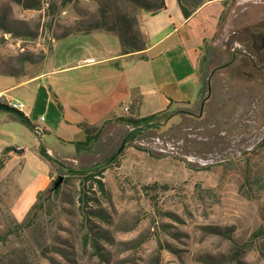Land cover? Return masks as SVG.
I'll return each instance as SVG.
<instances>
[{
    "label": "rangeland",
    "instance_id": "374dc122",
    "mask_svg": "<svg viewBox=\"0 0 264 264\" xmlns=\"http://www.w3.org/2000/svg\"><path fill=\"white\" fill-rule=\"evenodd\" d=\"M31 1L41 9L0 0V24L17 32L22 22L34 36L25 40L0 29V74L20 70L19 54L30 53L37 63L24 65L28 80L41 71L54 38L93 26L101 12L137 18L142 11L121 0ZM207 1L182 0L189 8ZM42 83L3 94L25 111L31 107L28 121L41 136L17 113L0 111V264H264L263 143L249 150L237 143L239 153L200 163L219 153L189 154L181 143L182 154L196 157L187 160L128 142L113 159L98 161L104 167L89 178L79 173L94 172L88 157H64L73 145L58 138L73 135L61 125L54 99L47 101L48 89L34 100L28 92ZM9 87L0 77V89ZM191 129L185 133L197 141ZM40 145L52 161L39 154ZM50 188L53 194L44 196ZM40 194L41 209L20 227Z\"/></svg>",
    "mask_w": 264,
    "mask_h": 264
},
{
    "label": "crops",
    "instance_id": "0c3cea01",
    "mask_svg": "<svg viewBox=\"0 0 264 264\" xmlns=\"http://www.w3.org/2000/svg\"><path fill=\"white\" fill-rule=\"evenodd\" d=\"M231 1L209 0L188 18L177 0H164L155 14L140 11L145 47L130 54L102 30L55 41L41 71L28 80L0 74L10 84L0 89V103L12 101L3 94L18 86L43 82L28 92L34 100L39 89H48L47 101L54 99L61 125L73 135L58 138L73 145L64 147L74 150L64 157L84 154L88 166L116 152L133 127L128 119L158 113L166 120L136 137L164 134L189 154L231 156L249 137V121L264 122V46L252 39L264 32V0H234L228 7ZM30 114L31 107L24 109L27 120ZM189 129L197 141L188 138Z\"/></svg>",
    "mask_w": 264,
    "mask_h": 264
},
{
    "label": "trees",
    "instance_id": "16d2710c",
    "mask_svg": "<svg viewBox=\"0 0 264 264\" xmlns=\"http://www.w3.org/2000/svg\"><path fill=\"white\" fill-rule=\"evenodd\" d=\"M12 1L15 4L21 6L23 9H33V10H40L41 9L39 4H35L31 0H12ZM121 1L130 2L139 10H142V11H144L146 13H150V14H155V13H157V12H159L165 8L164 0H154V1L153 0H121ZM177 3H178L179 9H180L184 18H188L198 7H200L203 4L200 2H195L189 8V7L185 6V4L182 2V0H177ZM100 14H101L100 20L95 22V24L93 26H90V27L83 29V30L65 32L62 35L54 38L53 43L55 41L65 39V38H67L71 35H74V34H79V33L87 34V33H90L92 31L102 30V31L113 33L114 35L117 36V38L120 42V45H121L122 54H124V55L144 49V47H145V42L143 39L144 37L139 30L138 20L136 17L132 18V17H128L125 15H120V16L117 15V16H114V18H109V17H107L106 13L101 12ZM2 25L4 26V24H0V29L3 30L4 33H9L14 37H19V38H22L25 40H29L31 38H34V36L32 34H30L28 29L24 26V23H22V22L19 24V31H17V32H13V30H11L9 28H4ZM50 50H51V48H50ZM43 57H41V60L44 59ZM36 63H37V61L34 60L32 54L21 53L18 56V64L21 67L20 70L15 71L13 69V71H10L7 73L2 72L1 75L21 76V75H23V68H24L25 64L26 65L27 64L28 65H34ZM1 110L13 111V112L17 113L19 115L20 122L22 124H24L25 126H27L30 130L34 131L33 126L29 123V121L23 115V113L15 111L13 109H10L6 106V104L0 103V111ZM166 118H167V115H165L163 113H158V114H155V115H152L149 117H145V118H141V119H136V120L135 119H128L127 121H129L133 126V131L130 133H127V135L125 136V138H127L125 145L128 142H130L131 139H133L134 137L141 134L143 131H145L149 128L159 127L160 122L162 120L163 121L166 120ZM91 138L92 137H89V135H88L86 140L88 141ZM122 142H123V140L121 141V143ZM121 143H120V145H121ZM262 143L264 144V140ZM83 144L85 145L86 143L84 142ZM9 149L10 148H5V150H9ZM39 152H40L39 154L44 159L52 161V159L46 154L45 150L42 149L41 145L39 147ZM113 157H115V154L113 155ZM113 157H111L110 159H113ZM104 165L105 164H95L94 165L95 166L94 172L91 170H86V171L79 172V173H87L88 177L92 178V175H94V174L98 175L97 173H99L98 171H95V169L103 168ZM43 194L46 197L52 195L53 194L52 189L51 188L48 189ZM41 195L42 194H40L37 197L35 204L32 205V207L30 208V210L27 214V218L25 219V221L22 224L19 225L20 227H28V225L31 223V218H33V216L41 209V203H40V196ZM240 252H242V250ZM234 253H235V251H233V257L234 256L237 257V253H235V254ZM239 255L240 254H238V257H239ZM236 259L237 258H235V261H237V263H239V260L238 259L236 260Z\"/></svg>",
    "mask_w": 264,
    "mask_h": 264
},
{
    "label": "built area",
    "instance_id": "2783aa9c",
    "mask_svg": "<svg viewBox=\"0 0 264 264\" xmlns=\"http://www.w3.org/2000/svg\"><path fill=\"white\" fill-rule=\"evenodd\" d=\"M10 109H13L15 111L24 112L25 106L22 102L19 101H10V106H7ZM127 108L124 109V112H127ZM42 120V119H41ZM248 126V131H249V137L245 141V143L249 144L247 146V150L251 148H255L259 144H261L264 140V122L257 127L256 122H252L251 120L249 121ZM133 131V127L128 128V132L130 133ZM34 132L38 135L41 136V132L38 128H34ZM131 143L137 146L145 147V148H152L154 150L160 151V152H168L172 155H176L187 159V160H196V157L193 156H186L182 151L181 143L180 141L176 142H170L166 141L165 138H159V137H150V138H139V137H134L133 139L130 140ZM240 150H235L234 153H239ZM234 153L232 155H234ZM231 155V156H232ZM227 157H230L229 155L226 154H218L215 156V158H209L207 160H202L201 158H198L200 163H211L213 160L215 161H223Z\"/></svg>",
    "mask_w": 264,
    "mask_h": 264
},
{
    "label": "flooded vegetation",
    "instance_id": "af4514ba",
    "mask_svg": "<svg viewBox=\"0 0 264 264\" xmlns=\"http://www.w3.org/2000/svg\"><path fill=\"white\" fill-rule=\"evenodd\" d=\"M255 30H258V27L255 28ZM252 39L257 41V43L259 44V47H263L264 46V32L260 31L259 33L254 35ZM113 155H112V157H113Z\"/></svg>",
    "mask_w": 264,
    "mask_h": 264
},
{
    "label": "water",
    "instance_id": "95a60500",
    "mask_svg": "<svg viewBox=\"0 0 264 264\" xmlns=\"http://www.w3.org/2000/svg\"><path fill=\"white\" fill-rule=\"evenodd\" d=\"M126 141H127V138H125V139L123 140V142H122L121 145L119 146L118 150L116 151L115 156H116V155L120 152V150L123 148V146L125 145Z\"/></svg>",
    "mask_w": 264,
    "mask_h": 264
},
{
    "label": "bare ground",
    "instance_id": "6f19581e",
    "mask_svg": "<svg viewBox=\"0 0 264 264\" xmlns=\"http://www.w3.org/2000/svg\"><path fill=\"white\" fill-rule=\"evenodd\" d=\"M6 106H10V101L6 103Z\"/></svg>",
    "mask_w": 264,
    "mask_h": 264
}]
</instances>
